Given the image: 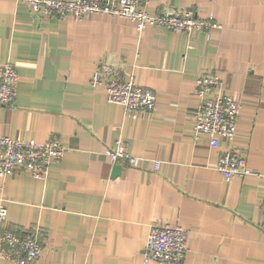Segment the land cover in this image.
<instances>
[{
	"label": "crops",
	"instance_id": "1",
	"mask_svg": "<svg viewBox=\"0 0 264 264\" xmlns=\"http://www.w3.org/2000/svg\"><path fill=\"white\" fill-rule=\"evenodd\" d=\"M168 8L212 15L218 27L138 32L125 18L42 19L0 0V65L19 76L15 102L0 106V136L66 147L44 180L0 177L5 227L38 231L34 264H161L142 256L156 223L188 232L181 264H264V0H147L150 15ZM99 61L153 90L152 112L132 117L91 87ZM200 71L240 102L231 144L193 136ZM118 138L136 163L112 176L103 150ZM229 148L252 174L224 182L215 166Z\"/></svg>",
	"mask_w": 264,
	"mask_h": 264
},
{
	"label": "built area",
	"instance_id": "2",
	"mask_svg": "<svg viewBox=\"0 0 264 264\" xmlns=\"http://www.w3.org/2000/svg\"><path fill=\"white\" fill-rule=\"evenodd\" d=\"M30 14L36 18L81 21L90 15L125 18L131 21L138 32L146 26H161L174 33H209L218 27L212 15L199 18L195 10L164 9L150 15L146 12L147 0H21ZM19 76L12 64L0 65V106L15 102L16 86ZM221 78L213 72L200 71L196 77L194 93L198 99L193 114V136L208 137L210 147H217L224 140L231 144L240 118V102L222 92ZM91 87H101L109 103L120 106L123 111L136 117L138 114L152 112L156 102L153 90L139 86L133 76L124 79L119 71L104 61H99L89 80ZM66 151L56 139L46 142L13 139L0 136V177L26 174L44 180L48 168L58 164ZM111 163H125L133 166L136 158L126 150L122 139H116L103 150ZM159 161L154 162L157 169ZM215 170L224 182L243 178L253 172L247 167L244 157L234 153L231 148L221 154ZM7 200L0 187V258L12 264H34L40 254L41 245L38 231L27 230L22 235L5 227ZM264 217V198L260 204ZM188 232L179 225L151 224L146 236L142 256L144 263L181 264L186 255Z\"/></svg>",
	"mask_w": 264,
	"mask_h": 264
},
{
	"label": "water",
	"instance_id": "3",
	"mask_svg": "<svg viewBox=\"0 0 264 264\" xmlns=\"http://www.w3.org/2000/svg\"><path fill=\"white\" fill-rule=\"evenodd\" d=\"M120 171V166L118 164H115L112 169V176H117Z\"/></svg>",
	"mask_w": 264,
	"mask_h": 264
}]
</instances>
